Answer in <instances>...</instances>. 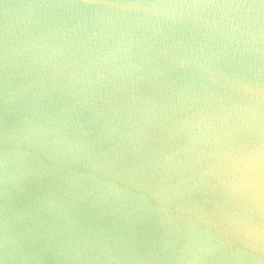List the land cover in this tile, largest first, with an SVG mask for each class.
Masks as SVG:
<instances>
[{"label": "water", "instance_id": "obj_1", "mask_svg": "<svg viewBox=\"0 0 264 264\" xmlns=\"http://www.w3.org/2000/svg\"><path fill=\"white\" fill-rule=\"evenodd\" d=\"M261 143L264 0H0V264H262Z\"/></svg>", "mask_w": 264, "mask_h": 264}, {"label": "clouds", "instance_id": "obj_2", "mask_svg": "<svg viewBox=\"0 0 264 264\" xmlns=\"http://www.w3.org/2000/svg\"><path fill=\"white\" fill-rule=\"evenodd\" d=\"M181 5H159L156 8L159 9H170V8H181ZM253 166L251 173L248 177L250 182L254 185L261 186L264 185V143L255 145L252 150ZM32 169L31 167H26L25 171L20 175L13 174V179L15 181L14 188L22 189L26 180L31 177ZM18 251V250H17ZM264 264V262H262Z\"/></svg>", "mask_w": 264, "mask_h": 264}]
</instances>
